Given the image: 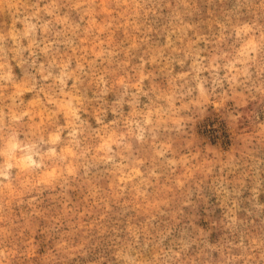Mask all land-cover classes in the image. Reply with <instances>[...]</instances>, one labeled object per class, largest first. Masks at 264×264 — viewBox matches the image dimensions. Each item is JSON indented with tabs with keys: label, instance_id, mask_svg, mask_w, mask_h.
Returning <instances> with one entry per match:
<instances>
[{
	"label": "rangeland",
	"instance_id": "374dc122",
	"mask_svg": "<svg viewBox=\"0 0 264 264\" xmlns=\"http://www.w3.org/2000/svg\"><path fill=\"white\" fill-rule=\"evenodd\" d=\"M0 264H264V0H0Z\"/></svg>",
	"mask_w": 264,
	"mask_h": 264
}]
</instances>
